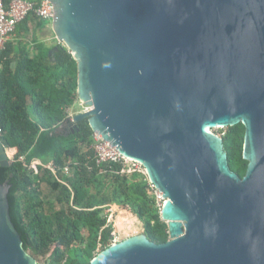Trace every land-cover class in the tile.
<instances>
[{
  "label": "water",
  "instance_id": "1",
  "mask_svg": "<svg viewBox=\"0 0 264 264\" xmlns=\"http://www.w3.org/2000/svg\"><path fill=\"white\" fill-rule=\"evenodd\" d=\"M50 2L87 107L58 130L86 118L164 198L167 241L130 235L88 264H264V0ZM238 123L242 177L213 131ZM10 163L0 143V166ZM9 188L0 182V264H39L11 220Z\"/></svg>",
  "mask_w": 264,
  "mask_h": 264
},
{
  "label": "trees",
  "instance_id": "2",
  "mask_svg": "<svg viewBox=\"0 0 264 264\" xmlns=\"http://www.w3.org/2000/svg\"><path fill=\"white\" fill-rule=\"evenodd\" d=\"M49 24L32 16L18 24L15 33L31 37L32 56L21 40L8 41L0 55V143L12 154L10 165L0 166V182L10 184V216L24 249L39 264H88L114 242L113 214L104 205L130 209L149 240L167 241L168 226L146 176L121 172V162L96 166L86 118L75 132L58 130L68 120L66 109L78 102L77 63L62 44L40 41L38 33ZM243 135L241 123L220 134L228 165L240 177L246 167ZM33 159L52 162L63 182L42 165L29 169Z\"/></svg>",
  "mask_w": 264,
  "mask_h": 264
},
{
  "label": "built area",
  "instance_id": "3",
  "mask_svg": "<svg viewBox=\"0 0 264 264\" xmlns=\"http://www.w3.org/2000/svg\"><path fill=\"white\" fill-rule=\"evenodd\" d=\"M53 15L54 8L50 0H39V2H34L32 0H9L7 3H5L4 0H0V55L3 49L5 48L6 43L15 34L17 25L22 22L25 18L32 16L38 20L51 21ZM77 103L81 104L79 101ZM85 109H87L86 106H84L83 110ZM66 112L68 114V120L71 121L75 112H73L71 108H67ZM93 140L94 141L92 144V148L94 153L92 159L94 160L96 166H101L107 162H121V172H140L141 174H144L146 176V181L148 182L149 186L153 189L156 204L159 209H161L164 203V198L162 196L161 191L156 189L154 185L149 181L144 166L138 161L124 157L115 147H113L108 141L104 140L99 134L95 132L93 135ZM6 149L9 158H11L12 156H10L8 148ZM19 160L24 162V157H19ZM38 165H42L50 169L53 175L60 182H63L58 177L57 169L52 162L43 164L39 159H33L28 167L29 169H33L34 172H37ZM63 170L66 174L69 173L68 167H65ZM113 206L114 205H104V212L114 214ZM119 240L121 239L115 235L114 242H117Z\"/></svg>",
  "mask_w": 264,
  "mask_h": 264
},
{
  "label": "rangeland",
  "instance_id": "4",
  "mask_svg": "<svg viewBox=\"0 0 264 264\" xmlns=\"http://www.w3.org/2000/svg\"><path fill=\"white\" fill-rule=\"evenodd\" d=\"M50 27H46L44 29V31L39 32L38 36L39 37H51V31L50 29H47ZM84 109V106L77 103L73 110L75 112L77 111H81ZM226 127L224 128H215L213 131L215 133H217L218 135L221 134V131H223ZM10 156L12 155L11 152H9ZM45 188V186H43V189ZM113 217H112V221H113V233L114 236L116 235L117 237H119L120 239H123L127 236L130 235H134V234H139L143 232V224L141 222V220L139 218H137V216L128 208L123 207V206H119V205H115L113 206Z\"/></svg>",
  "mask_w": 264,
  "mask_h": 264
},
{
  "label": "crops",
  "instance_id": "5",
  "mask_svg": "<svg viewBox=\"0 0 264 264\" xmlns=\"http://www.w3.org/2000/svg\"><path fill=\"white\" fill-rule=\"evenodd\" d=\"M32 1H34V0H32ZM34 2H37V1H34ZM39 2V1H38ZM18 26V25H17ZM48 26H50V25H48ZM40 38V41H42V42H44L45 44H47V45H49V46H51V45H56V44H58V41L55 39V37H46V38H44V36L41 38V37H39ZM25 41V42H27L28 43V46H29V49L31 50V52H30V54H31V56L34 54V48H32L33 46L31 45V37H27V38H25V37H23V36H20V35H17L16 33L10 38V40L9 41H12V42H17V41ZM48 55H50V53H48ZM77 104V103H76ZM73 112H75L74 110H73ZM115 206V205H114Z\"/></svg>",
  "mask_w": 264,
  "mask_h": 264
},
{
  "label": "flooded vegetation",
  "instance_id": "6",
  "mask_svg": "<svg viewBox=\"0 0 264 264\" xmlns=\"http://www.w3.org/2000/svg\"><path fill=\"white\" fill-rule=\"evenodd\" d=\"M61 131H65L66 133L69 132L70 128L68 126H62V128L60 129ZM243 158V157H242ZM244 159V158H243ZM245 160V159H244ZM246 161V160H245ZM246 167H247V161H246ZM246 167H245V170H246Z\"/></svg>",
  "mask_w": 264,
  "mask_h": 264
}]
</instances>
